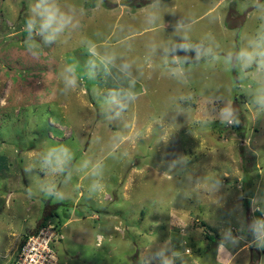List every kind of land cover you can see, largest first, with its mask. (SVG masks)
Wrapping results in <instances>:
<instances>
[{"label": "rangeland", "instance_id": "1", "mask_svg": "<svg viewBox=\"0 0 264 264\" xmlns=\"http://www.w3.org/2000/svg\"><path fill=\"white\" fill-rule=\"evenodd\" d=\"M35 3L0 0V264L51 212L60 264H264V67L225 60L264 34V0H59L77 26L51 43L25 30ZM60 145L71 164L47 174Z\"/></svg>", "mask_w": 264, "mask_h": 264}, {"label": "clouds", "instance_id": "2", "mask_svg": "<svg viewBox=\"0 0 264 264\" xmlns=\"http://www.w3.org/2000/svg\"><path fill=\"white\" fill-rule=\"evenodd\" d=\"M77 22L73 11L63 10L59 0H36V3L32 6L31 14L26 20L25 30L29 33L36 32V34L43 36L46 43H51L61 36L66 30L75 28ZM35 45L29 44V50L31 51ZM185 50H190V45H181ZM88 51L92 57L96 58L100 65L103 66L106 73L111 72L112 66L116 61V55L114 53L105 52L101 54L97 51V48L93 44H89ZM201 53L197 50V58ZM218 58V57H214ZM233 59L240 65L242 69H246L252 66L253 63H259L261 67H264V34L259 35L255 40L250 43L249 48L241 49L239 52L233 54L229 53L225 58L226 63L231 64ZM96 66V62L93 61L92 67ZM130 65L123 64L120 66V72L124 76H131ZM172 74L174 76H183L182 69H173ZM63 82L65 89L74 88L77 85L76 68L75 66H68L64 70ZM135 85V80L132 79L129 82V89L124 93L128 100H135L136 94L131 90ZM255 102L264 107V89H260L255 97ZM223 119L229 123L236 122L234 120V113L230 106L225 107L222 110ZM73 159L72 153L67 146H52L47 149L41 156V169L46 171L47 174L56 175L63 174L69 168ZM84 168L88 167V162L83 165ZM99 165L93 166L92 175L97 174ZM98 187L97 184H93L92 188L95 190ZM46 195H55L62 199V194L59 193L54 185H47L43 188ZM250 230L258 244V246H264V220H255L250 225Z\"/></svg>", "mask_w": 264, "mask_h": 264}, {"label": "built area", "instance_id": "3", "mask_svg": "<svg viewBox=\"0 0 264 264\" xmlns=\"http://www.w3.org/2000/svg\"><path fill=\"white\" fill-rule=\"evenodd\" d=\"M62 228L47 222L28 234L13 264H60L56 246L64 239Z\"/></svg>", "mask_w": 264, "mask_h": 264}, {"label": "trees", "instance_id": "4", "mask_svg": "<svg viewBox=\"0 0 264 264\" xmlns=\"http://www.w3.org/2000/svg\"><path fill=\"white\" fill-rule=\"evenodd\" d=\"M52 213H53V214H52ZM56 214H58V213L56 212ZM68 214H69V212H68ZM50 216L53 217V216H54V212H51V215H50ZM50 216H45V217L43 218V221L40 223V225H38V226L35 228V230H37L38 228H40L42 225L46 224V222H44V221H46ZM27 236H28V235H26V236L23 238V240H22V242L20 243V245H22V243L26 240ZM15 258H16V254H15V256H14V258L12 259V261H11L10 264H13V263H14Z\"/></svg>", "mask_w": 264, "mask_h": 264}, {"label": "crops", "instance_id": "5", "mask_svg": "<svg viewBox=\"0 0 264 264\" xmlns=\"http://www.w3.org/2000/svg\"><path fill=\"white\" fill-rule=\"evenodd\" d=\"M118 228V227H117ZM119 229V228H118ZM99 239H102V236H99ZM248 244H251V242L250 243H248ZM238 251H236L234 254H232L231 256H233L234 257V255L237 253ZM231 260V259H230Z\"/></svg>", "mask_w": 264, "mask_h": 264}]
</instances>
